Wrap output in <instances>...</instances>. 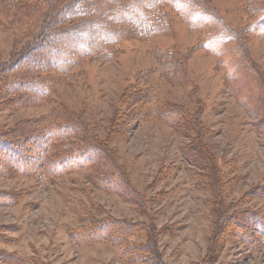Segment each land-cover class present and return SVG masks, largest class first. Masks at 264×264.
<instances>
[{
    "label": "rangeland",
    "instance_id": "rangeland-1",
    "mask_svg": "<svg viewBox=\"0 0 264 264\" xmlns=\"http://www.w3.org/2000/svg\"><path fill=\"white\" fill-rule=\"evenodd\" d=\"M260 23L264 0H0V264H264Z\"/></svg>",
    "mask_w": 264,
    "mask_h": 264
},
{
    "label": "trees",
    "instance_id": "trees-1",
    "mask_svg": "<svg viewBox=\"0 0 264 264\" xmlns=\"http://www.w3.org/2000/svg\"><path fill=\"white\" fill-rule=\"evenodd\" d=\"M76 6H79L77 1H76ZM174 7V5H173ZM77 11L73 10L72 9V5L69 4V5H66L64 8H62V13L59 15V18H63V17H69V18H74L76 17L77 18V14H76ZM56 17V16H55ZM262 25V27L264 26V24L260 23ZM46 28V27H45ZM149 32V31H148ZM151 99V102H153V97L150 98Z\"/></svg>",
    "mask_w": 264,
    "mask_h": 264
}]
</instances>
